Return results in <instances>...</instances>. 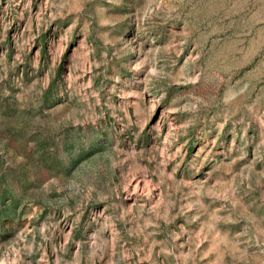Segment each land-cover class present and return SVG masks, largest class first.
<instances>
[{"label":"rangeland","instance_id":"obj_1","mask_svg":"<svg viewBox=\"0 0 264 264\" xmlns=\"http://www.w3.org/2000/svg\"><path fill=\"white\" fill-rule=\"evenodd\" d=\"M0 264H264V0H0Z\"/></svg>","mask_w":264,"mask_h":264}]
</instances>
